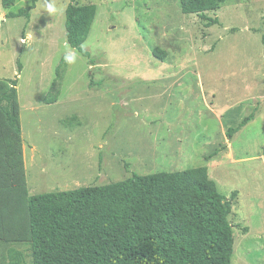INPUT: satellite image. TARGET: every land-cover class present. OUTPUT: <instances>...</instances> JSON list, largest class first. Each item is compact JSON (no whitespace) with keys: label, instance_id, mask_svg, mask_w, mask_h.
I'll list each match as a JSON object with an SVG mask.
<instances>
[{"label":"rangeland","instance_id":"374dc122","mask_svg":"<svg viewBox=\"0 0 264 264\" xmlns=\"http://www.w3.org/2000/svg\"><path fill=\"white\" fill-rule=\"evenodd\" d=\"M32 2L0 0V96L17 79L20 127L1 145L0 264L14 251L31 264L29 195L198 166L228 199L238 191L231 264H264V0H226L209 27L180 0H53L55 15L38 0L12 16ZM70 3L97 6L89 57L67 42ZM0 131L13 132L2 106Z\"/></svg>","mask_w":264,"mask_h":264},{"label":"trees","instance_id":"16d2710c","mask_svg":"<svg viewBox=\"0 0 264 264\" xmlns=\"http://www.w3.org/2000/svg\"><path fill=\"white\" fill-rule=\"evenodd\" d=\"M37 1L12 16L30 17ZM224 1L180 0V7L184 14L206 19L209 27L219 21L207 12ZM96 13V4L70 3L66 8L67 42L87 57L90 53L83 44ZM64 67L62 61L47 103L59 98ZM18 68L22 70L20 62ZM16 85L13 79L10 90L0 96L13 131H0V152L2 143L20 132L11 111ZM252 119L253 115L243 118L229 127L227 135L232 137ZM237 194L234 191L228 199L210 178L208 167L198 166L29 195L31 264H231L234 233L228 216ZM11 264L28 263L22 252L14 251Z\"/></svg>","mask_w":264,"mask_h":264},{"label":"clouds","instance_id":"9594fccd","mask_svg":"<svg viewBox=\"0 0 264 264\" xmlns=\"http://www.w3.org/2000/svg\"><path fill=\"white\" fill-rule=\"evenodd\" d=\"M46 11L49 13V15H55L58 14L59 12H62L61 9H58L53 2V0H49L44 5ZM78 58V54L74 50H70L69 52L65 53L63 56V60L67 64H75Z\"/></svg>","mask_w":264,"mask_h":264}]
</instances>
